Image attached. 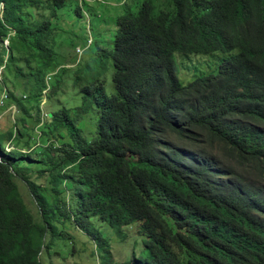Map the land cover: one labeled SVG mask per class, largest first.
Returning <instances> with one entry per match:
<instances>
[{"label": "trees", "instance_id": "obj_1", "mask_svg": "<svg viewBox=\"0 0 264 264\" xmlns=\"http://www.w3.org/2000/svg\"><path fill=\"white\" fill-rule=\"evenodd\" d=\"M108 1L112 45L70 68L58 13L82 19L79 0H0V78L20 112L0 132V264H53L58 246L95 257L91 241L100 264H264V0ZM175 53L217 69L184 84Z\"/></svg>", "mask_w": 264, "mask_h": 264}, {"label": "rangeland", "instance_id": "obj_2", "mask_svg": "<svg viewBox=\"0 0 264 264\" xmlns=\"http://www.w3.org/2000/svg\"><path fill=\"white\" fill-rule=\"evenodd\" d=\"M82 0H79V4L82 5V19L75 16L74 8L71 7L72 11V17L67 16L68 10L63 9L61 10L58 15L60 17L61 15V22L64 24H67L69 26V32L67 31H60L59 33H62L64 36L60 38L59 35H57L58 39L62 41V48L59 45H55V51L57 52V58L56 63L60 64H68L67 67L73 68L72 61L75 63H78V59H87L88 57H91L93 50L97 49L98 45H112V39L114 37L116 24L114 20V16L120 12V7L118 2L115 1H108L105 2L103 5L100 4L101 0H83V2H80ZM156 4H159V0H154ZM84 5H94V9L99 12V15H94L92 17L87 16V13L83 9ZM96 6V7H95ZM95 10V11H96ZM65 17L66 19H63ZM91 28V29H90ZM91 35V36H90ZM93 38L94 43L91 45L89 42H87L88 45H86V39ZM89 41V40H88ZM7 41H5L6 43ZM78 50L82 51L83 54H79L81 52H78ZM84 50V51H83ZM98 61H100V57L98 54H95ZM214 56L212 55H203V54H193L189 56L182 55L181 53H175V61H176V69L177 74L180 79V81L184 84L193 81L197 76L202 74H208L210 72H215L217 69L218 64L216 65L214 63ZM90 63H93L90 61ZM104 63H107L110 65L109 70L102 73V78H105L106 87L108 90L111 89V74H112V65H111V59H104ZM94 67V63L91 66ZM82 72L87 75L90 72L89 66H85ZM51 74V73H50ZM49 82L50 79H49ZM4 85L2 83V80L0 78V99L2 95L4 94L3 89ZM64 92L69 91L68 88L63 89ZM71 91V90H70ZM18 94H25L24 90L21 88L18 91ZM64 95L62 93L58 94V98H62ZM47 98H43L40 108L43 111V114L50 116V113L47 114L46 112L49 110L51 103L46 100ZM7 101V102H6ZM4 106V107H3ZM3 106H0V132L5 131L7 128H13L15 120L20 115V112L16 108V105L13 103H10L7 99L5 100V104ZM32 125V124H31ZM33 126V125H32ZM36 129V128H35ZM38 131V129L36 130ZM39 132V131H38ZM38 142L32 146L33 149H37L39 146L41 147L40 140H37ZM12 146H9V149H11ZM21 148V147H20ZM24 151H28V147H22L21 148ZM22 194L30 206V208L34 211L36 215L37 208L32 202V197L30 196L29 192L26 190V188L20 184ZM118 229L116 228H110L105 227L104 232L109 234H114L115 238L111 240L112 243V249L116 253L118 250L122 249V244L120 243L117 233ZM120 233H124L125 229L122 228L119 230ZM134 230L127 231L126 235L128 236V242H131L130 236L133 235ZM72 235L75 239V244L77 246L78 250L82 249V245L80 243V238L84 237V234L80 230H76L74 228L71 229ZM134 239V238H133ZM132 239V240H133ZM129 249V248H124ZM94 250L95 251V257H88L86 259L82 258V254L78 253L77 255L72 254V248L71 247H56L53 251H51L52 255V261L53 264H78L79 258L82 259L83 264H100L101 258L100 254L98 252V248L95 242H92L89 244V251ZM87 252V251H85ZM46 256V254H45ZM48 256V255H47ZM42 260L45 261L44 255H42Z\"/></svg>", "mask_w": 264, "mask_h": 264}, {"label": "built area", "instance_id": "obj_3", "mask_svg": "<svg viewBox=\"0 0 264 264\" xmlns=\"http://www.w3.org/2000/svg\"><path fill=\"white\" fill-rule=\"evenodd\" d=\"M91 42V39H89V43ZM4 92V94H3V96L1 97V99H0V106H3L4 105V103H5V99L7 98V94H6V92L5 91H3Z\"/></svg>", "mask_w": 264, "mask_h": 264}, {"label": "water", "instance_id": "obj_4", "mask_svg": "<svg viewBox=\"0 0 264 264\" xmlns=\"http://www.w3.org/2000/svg\"><path fill=\"white\" fill-rule=\"evenodd\" d=\"M50 116H52V113H50Z\"/></svg>", "mask_w": 264, "mask_h": 264}, {"label": "clouds", "instance_id": "obj_5", "mask_svg": "<svg viewBox=\"0 0 264 264\" xmlns=\"http://www.w3.org/2000/svg\"><path fill=\"white\" fill-rule=\"evenodd\" d=\"M3 96V95H2ZM5 104V103H4Z\"/></svg>", "mask_w": 264, "mask_h": 264}]
</instances>
